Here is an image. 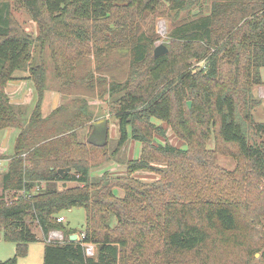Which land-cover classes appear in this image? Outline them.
Wrapping results in <instances>:
<instances>
[{"label":"trees","instance_id":"1","mask_svg":"<svg viewBox=\"0 0 264 264\" xmlns=\"http://www.w3.org/2000/svg\"><path fill=\"white\" fill-rule=\"evenodd\" d=\"M12 1L27 7L39 39L52 45L54 37L83 42L97 34L102 21L124 19L118 41L130 55L131 72L123 82H110L109 94L118 95L113 104L120 128L114 153L129 138L143 144L141 156L127 162L126 175L94 174L109 162L104 150L109 141L80 139L79 129L93 118L85 98H74L81 106L67 118H57L59 109L43 115L45 65L30 68L38 99L24 123L25 110L11 101L6 86L33 60L35 39L15 26ZM163 3L194 13L175 23L168 52L156 57L154 42L137 26L144 13L156 12ZM224 66L230 68L226 73ZM263 66L264 0H0V135L8 127L18 131L11 156L0 145V159H9L0 171V229L16 244L15 255L0 264H19L30 243L40 240L45 241L44 264H215L213 254L223 247L243 252L242 263L230 258L228 264H250L264 246L259 228L264 121L253 114L261 104L253 88L262 84ZM174 95L186 148L153 141L154 133L166 134L156 121L172 120ZM190 120L206 127L196 131L199 139ZM211 127L217 140L235 144L237 156L246 161L235 156L238 168L215 178L209 169H195L208 166L205 142ZM150 150L165 159L164 168H156L161 179L152 184L134 176L155 170ZM178 163L183 168L177 173ZM66 167L71 170L62 176L58 169ZM70 181L79 184L68 186ZM73 207L86 209L82 240H71L77 229L57 220ZM56 229L64 239L49 241ZM83 243L96 246L95 256L85 254Z\"/></svg>","mask_w":264,"mask_h":264},{"label":"rangeland","instance_id":"2","mask_svg":"<svg viewBox=\"0 0 264 264\" xmlns=\"http://www.w3.org/2000/svg\"><path fill=\"white\" fill-rule=\"evenodd\" d=\"M15 21V26L29 34H31L35 43L33 46V60L26 64L24 69H19L15 72L17 78L12 79L6 86V91L10 96L11 101L25 110L22 114L24 123L29 118L32 110L38 99L37 84L31 76L30 68L34 65H45L46 76V89L42 101V112L44 116H47L59 109L60 114L57 118H60L62 114L67 118L74 107L81 106V102L76 101L74 98H85L89 105V110L92 112V120L79 129L80 139L84 141L93 140L104 141L106 136L97 135L96 129L98 128L103 134L107 130L108 146L104 148L107 152L109 162L95 168L94 174H100L108 170L111 174L121 176L127 174V162L134 158L141 156L143 144L133 138H129L126 143L114 153L118 147V141L120 138L119 119L115 114V105L113 101L118 95H110L109 88L110 82L115 80L116 82H123L131 72L130 69V55L127 53V49L123 47L121 35V24L124 19H120V23L113 19V23L110 21H102L98 26V32L93 37L87 38L81 42L75 38L72 40L58 39L54 37V44L52 45L49 39H39L41 34L37 22H35L31 16V13L27 7L21 2H13L9 8ZM194 11L190 9L170 10L169 6L162 4L161 7L153 13H144V15L138 19L137 32L149 36L154 42L153 51L160 45L169 47L170 44V30L183 19H187L193 16ZM120 18V16H119ZM93 31V27L90 28L89 34ZM118 35H115V34ZM112 42V43H111ZM52 48H55L56 55L52 53ZM32 64V65H31ZM201 66L203 63L200 64ZM229 71L230 68L224 66V73ZM262 84L254 85V93L257 98L261 100V104L253 111L254 118L259 121H264V66L260 69ZM191 100V99H189ZM187 100L186 103L189 101ZM177 95L173 96L174 103V115L170 122L157 120L156 122L161 124L164 128L165 135H159L154 133V142L171 143L178 147L186 148V135L183 134L182 128L179 125V117L177 110ZM100 124L104 127L101 128ZM193 124L190 120L188 126H193L196 131H205L206 127L199 128ZM13 127L5 128L0 137V145L9 146L8 151L13 152L15 147V141L17 134L10 130ZM216 129L211 127L210 136L206 140V156L208 166L195 168L203 172H207L209 169L210 174L215 178L222 170L233 171L238 168L239 161L235 157L237 156V146L235 144H225L221 140L215 138ZM3 138V139H1ZM101 143V142H98ZM99 154V153H98ZM6 155H10L6 153ZM149 157L153 159V166L155 170L140 171L134 173L136 178H139L144 183H154L161 179V175L157 173L156 168H164L162 163V157L158 156L152 150L149 151ZM100 158L104 160L99 154ZM152 156V157H151ZM238 157V156H237ZM1 158V157H0ZM239 158V157H238ZM4 160V159H3ZM0 159V171L5 169V165L8 161ZM242 164H245L244 159H240ZM5 162V164H4ZM166 164V168H167ZM182 165L177 164V173L182 170ZM202 172V173H203ZM176 173V174H177ZM239 174V173H238ZM78 182L70 181L68 186H75ZM117 190V191H116ZM117 194L123 195L122 189H115ZM65 217L64 224L76 228L77 232L82 230L86 224V209L84 207H73L65 210L61 213ZM264 232V220L260 227ZM79 229V230H78ZM37 233L42 238V232L38 228H35ZM62 232L63 238L53 241H62L64 239V233L60 229H56ZM81 238V237H80ZM78 240H80L78 238ZM44 245L45 241L40 240L32 242V249L28 252L27 256L20 257L19 264H44ZM97 250V249H96ZM16 253V244L13 241L4 239L3 234H0V261H4L11 258ZM264 246L261 251L255 253L254 257L250 258V264H264ZM243 252L241 249H235L233 247L218 249L213 254L215 264H228L230 258L232 261L242 263L241 257Z\"/></svg>","mask_w":264,"mask_h":264},{"label":"built area","instance_id":"3","mask_svg":"<svg viewBox=\"0 0 264 264\" xmlns=\"http://www.w3.org/2000/svg\"><path fill=\"white\" fill-rule=\"evenodd\" d=\"M57 220L59 222L65 221V217L63 215H59ZM78 238L80 240H82L85 237V232L84 230H79L77 232ZM81 237V238H80ZM63 238V234L61 231L59 230H52L49 234V241H53V240H58V239H62ZM84 249H85V254L87 256H95L96 254V246L91 244V243H83Z\"/></svg>","mask_w":264,"mask_h":264},{"label":"water","instance_id":"4","mask_svg":"<svg viewBox=\"0 0 264 264\" xmlns=\"http://www.w3.org/2000/svg\"><path fill=\"white\" fill-rule=\"evenodd\" d=\"M166 52H168V47L165 46V45H160V46L156 47V49H155V51H154V55L157 57V56L162 55V54H164V53H166ZM188 105H189V107L191 108V106H192V101H191V100L188 101ZM106 134H107V133H106ZM100 135H102V134L100 133ZM106 137H107V135H106ZM106 137H105L104 141H100V140H99V141H97L96 143H98V142H101V143L106 142ZM92 141H93V140H92ZM70 170H71L70 167L59 168V169H58V172H59L62 176H65L68 172H70ZM70 238H71V240H78V235H77V233L72 234V235L70 236Z\"/></svg>","mask_w":264,"mask_h":264},{"label":"crops","instance_id":"5","mask_svg":"<svg viewBox=\"0 0 264 264\" xmlns=\"http://www.w3.org/2000/svg\"><path fill=\"white\" fill-rule=\"evenodd\" d=\"M254 94H255V93H254ZM51 112H52V111H51ZM102 126H103V125L100 124V127L104 129V127H102ZM13 129L15 130L16 134H18V131H17L15 128H11L10 130L14 131ZM96 132H97V135H98L99 133H101L103 137L107 135V134H106V133H107V130H106L105 133L103 134V133L100 132V130L97 128V129H96ZM0 137H1V136H0ZM1 139H3V138H1ZM90 140H91V139H90ZM3 147L7 148L6 153L10 154L9 156H11V155L14 153V151H13V152L8 151L9 146H8L7 144H5ZM2 160H3V159H2ZM5 160L9 162V159H8V158H5L3 161H5ZM8 162H7V164L5 165V169H6L7 166H8ZM4 164H5V162H4ZM5 169H4V170H5ZM0 192H1V188H0ZM61 215H62V214H61ZM78 230H79V229H78ZM0 234H2L1 229H0ZM38 236L40 237L39 234H38ZM31 249H32V243H30L29 251H31ZM44 249H45V245H44Z\"/></svg>","mask_w":264,"mask_h":264}]
</instances>
